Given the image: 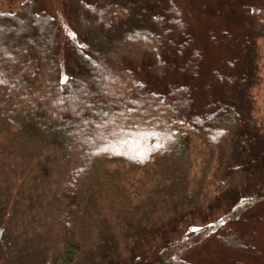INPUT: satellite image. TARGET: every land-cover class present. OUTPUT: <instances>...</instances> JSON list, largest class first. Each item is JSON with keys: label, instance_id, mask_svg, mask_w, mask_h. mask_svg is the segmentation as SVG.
Masks as SVG:
<instances>
[{"label": "trees", "instance_id": "1", "mask_svg": "<svg viewBox=\"0 0 264 264\" xmlns=\"http://www.w3.org/2000/svg\"><path fill=\"white\" fill-rule=\"evenodd\" d=\"M140 2L66 0L64 80L55 18L0 9V264L264 263V0Z\"/></svg>", "mask_w": 264, "mask_h": 264}, {"label": "rangeland", "instance_id": "2", "mask_svg": "<svg viewBox=\"0 0 264 264\" xmlns=\"http://www.w3.org/2000/svg\"><path fill=\"white\" fill-rule=\"evenodd\" d=\"M24 1V0H0V9L5 10V11H14L17 9V7L19 6V4ZM39 3V6L42 10L46 11L47 13H49L53 18H55V20L57 21L59 27H60V31L62 35L60 37V43H59V54H58V58H59V62L61 64V68L63 70H61V78L64 80L65 77H68V72L66 69V60H65V43L68 41V39L70 38H77V36L80 34L79 32L74 28V26L71 23V19L69 17V13H68V9H67V5H66V0H37ZM132 1H142L144 3L149 2V0H132ZM207 1V0H206ZM128 2H131V0H115V3L117 6H123L128 4ZM141 3V2H140ZM207 25H205L206 27ZM208 26L210 28H212V25ZM207 26V27H208ZM194 27H195V32L196 35L199 36V41L200 43L203 44L204 46V50H205V67H207L206 69L211 68L212 66H214V64L209 63V59L211 58V52L209 51L208 47L206 46V40L205 37L203 35V29H202V25H197L196 23H194ZM204 28V26H203ZM77 35V36H76ZM195 35V33H194ZM74 36V37H73ZM214 58V57H213ZM65 60V63H64ZM64 63V64H63ZM256 98H257V107H258V116L259 117H264V72H263V81L257 86L256 88ZM87 108L88 105H86ZM86 107H83L86 109ZM85 111V110H84ZM73 135V134H72ZM75 135V134H74ZM75 139L77 138L76 135L74 136ZM247 218V224H244V226L246 228H251L252 226H254V223L256 220L258 219H262V223L264 225V202L258 206H256L254 209L251 210V212L249 213V215L244 216ZM261 223V224H262ZM262 225V226H263ZM254 228H256L258 231L260 232L257 237H256V243H257V247L261 250L264 251V230L261 231V228L258 227V224L254 226ZM214 247V245H212ZM203 248V249H201ZM215 250V248H214ZM214 250L211 248L210 250V254L213 252ZM188 257L190 258V260L192 262H195L196 264H202V262L205 261V264H224L221 263L219 261L218 258H213L215 263H211L210 261H208L210 259V257L208 256V250L203 246V245H198L195 246L191 249L188 250ZM195 251L192 254V257L189 256V254L191 255V253ZM212 256V254H211ZM224 262V261H223ZM225 264H230L229 262H226ZM243 264H264L263 262H252V263H243Z\"/></svg>", "mask_w": 264, "mask_h": 264}, {"label": "snow or ice", "instance_id": "3", "mask_svg": "<svg viewBox=\"0 0 264 264\" xmlns=\"http://www.w3.org/2000/svg\"><path fill=\"white\" fill-rule=\"evenodd\" d=\"M65 79H67V78L65 77Z\"/></svg>", "mask_w": 264, "mask_h": 264}]
</instances>
